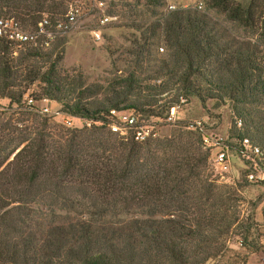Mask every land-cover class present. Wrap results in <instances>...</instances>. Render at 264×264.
I'll return each instance as SVG.
<instances>
[{"label":"trees","instance_id":"16d2710c","mask_svg":"<svg viewBox=\"0 0 264 264\" xmlns=\"http://www.w3.org/2000/svg\"><path fill=\"white\" fill-rule=\"evenodd\" d=\"M125 1L118 5L130 20V48L105 87L68 75L44 37L22 46L0 38V100L21 116L0 125V264H247L261 251L254 212L241 219L238 209L244 185L217 184L199 135L182 125L137 142L111 132L106 116L115 109L166 118L192 98L203 108L228 105L229 138L248 137L264 152L263 12L230 0L171 11L166 0ZM69 2L0 0V17L31 30L47 19L54 33ZM34 84V100L100 125L51 131L55 118L25 106ZM25 118L35 123L21 129Z\"/></svg>","mask_w":264,"mask_h":264},{"label":"rangeland","instance_id":"374dc122","mask_svg":"<svg viewBox=\"0 0 264 264\" xmlns=\"http://www.w3.org/2000/svg\"><path fill=\"white\" fill-rule=\"evenodd\" d=\"M203 1L205 4L206 0ZM122 2L127 3L125 0H70L67 12L71 8H78L77 21L68 34L55 36L54 39L50 40V45L46 47L53 59L57 56L62 57L60 62L62 70L74 77L80 74L86 86L99 85L105 87L108 81L115 78L123 68L122 60L126 55V50L130 48L129 42L132 38V31L128 28L130 23L129 18L124 15V9L118 5ZM196 2L197 0H166L165 9H167L168 6L190 9L194 7ZM230 2L244 6H248L249 4L256 5V14L258 15L263 12L262 16H264V0H230ZM99 3H102V6H99ZM115 4L117 5L116 7H114ZM165 9H162V11ZM103 16L109 18V21L105 25H102L100 22ZM218 16L216 17L219 20L225 21L223 16ZM0 18L14 19V17ZM152 19L153 18H151V20ZM225 24L232 33L238 37L242 38V36H244L250 40L256 38V34L252 29L244 28L242 30H237L234 26L227 25V23ZM31 29L32 28L25 30L34 31ZM93 32H98L100 34L99 40L94 38ZM35 85L36 84L25 91V95H30L33 91L38 92V88ZM167 94L168 93L163 95V97ZM102 100V94L93 95L86 99L88 103ZM52 103L54 108H62L59 103ZM6 105L7 101L0 100V125H8L9 122L10 124H14L17 118L21 117L18 114H14L13 109L8 111ZM172 109L174 122H167L166 118L146 119L143 117L142 120L144 124L148 126L149 131H152L148 138L152 140H161L165 137L173 136L172 134L175 130H184L181 126L187 125L188 122L193 121L204 123L209 134L225 137L228 135L229 129L233 125L230 106L228 105L220 106L209 102L205 105V108H203L197 100L192 98L186 103L181 102ZM34 119L35 118H28L27 121L23 122V125L22 123H17L18 127L22 129L23 126H30L32 123H35ZM49 124L52 127L51 131L54 129L57 131L59 129H70L58 118L52 119L49 121ZM76 125L79 126L76 127L78 129L83 127L78 123ZM186 129L189 130L187 127ZM255 143L257 144V142ZM203 149L208 150L206 147H203ZM231 155L229 159L230 165L226 171L215 168L212 160H210V164L213 168V172H215L214 175L217 174V176H221V179H218V185L227 184L231 186L234 182L244 185V189L238 193L241 200L237 202L238 209L241 212V219H244L248 214L253 213V209H255L256 205L262 201L261 198L264 195V189L261 188V186L246 182L240 160L234 153ZM257 225L259 229L258 235L260 236L258 242L261 246V251L250 255L247 264H264V222L257 223ZM234 242L235 241H232L229 246L231 250H233V252H241ZM228 257H230L229 253L224 257L223 261L225 262Z\"/></svg>","mask_w":264,"mask_h":264},{"label":"built area","instance_id":"2783aa9c","mask_svg":"<svg viewBox=\"0 0 264 264\" xmlns=\"http://www.w3.org/2000/svg\"><path fill=\"white\" fill-rule=\"evenodd\" d=\"M98 5L102 6V3ZM194 7L198 10H203L204 1L197 0ZM174 9L175 7L173 6L167 7L168 11ZM77 16L78 8H71L66 13L65 18L56 24L54 33L47 30V19H43L34 31H26L13 18H0V38L18 46L36 43L41 37L50 41L55 36L68 34L77 21ZM108 21L109 18L103 16L100 22L102 25H105ZM93 36L96 40L100 39L98 32H93ZM23 100L25 101V106L30 110L42 116L58 118L68 128L79 127L76 125L77 123L83 126L82 128H91L92 126L100 125L98 122L72 116L63 112L62 109L54 108L53 103L44 97L34 100L29 94H26L23 96ZM172 110L166 117L167 122H174ZM106 119V127L111 132L122 137L131 135L137 142L147 140L152 132L148 130V126L144 124L143 120L133 110L112 109L109 110ZM236 126L240 129L241 122L237 121ZM186 127L199 135L203 147L208 148L210 152V160H212L215 168L226 171L230 165V156L234 153L242 164L246 182L252 185L264 186V152L254 141L248 137L235 140L229 138L228 135L222 137L209 134L204 123L200 121L188 122Z\"/></svg>","mask_w":264,"mask_h":264},{"label":"crops","instance_id":"0c3cea01","mask_svg":"<svg viewBox=\"0 0 264 264\" xmlns=\"http://www.w3.org/2000/svg\"><path fill=\"white\" fill-rule=\"evenodd\" d=\"M261 188L264 189L263 186H261ZM261 200H260L261 202L258 203L254 209V220L257 223L264 222V195L262 196Z\"/></svg>","mask_w":264,"mask_h":264}]
</instances>
